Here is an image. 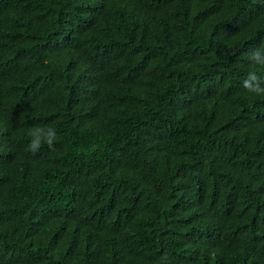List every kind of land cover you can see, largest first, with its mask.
<instances>
[{"label":"trees","instance_id":"trees-1","mask_svg":"<svg viewBox=\"0 0 264 264\" xmlns=\"http://www.w3.org/2000/svg\"><path fill=\"white\" fill-rule=\"evenodd\" d=\"M255 50L264 0H0V264H264Z\"/></svg>","mask_w":264,"mask_h":264},{"label":"clouds","instance_id":"clouds-1","mask_svg":"<svg viewBox=\"0 0 264 264\" xmlns=\"http://www.w3.org/2000/svg\"><path fill=\"white\" fill-rule=\"evenodd\" d=\"M251 61L256 64L264 66V55L260 50L253 51L249 57ZM243 88L247 92L255 94L257 96L264 95V87H261V81L259 77L254 73L250 72L246 79L243 81ZM31 136V142L29 144V150L36 152L42 143L48 145L49 149H54L55 141L57 139L56 130L52 127H35L29 130L28 133Z\"/></svg>","mask_w":264,"mask_h":264}]
</instances>
